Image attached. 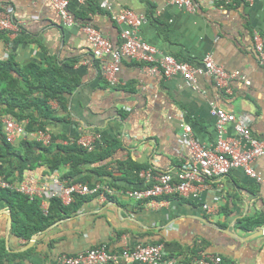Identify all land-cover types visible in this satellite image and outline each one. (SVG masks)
Returning <instances> with one entry per match:
<instances>
[{
    "label": "crops",
    "instance_id": "0c3cea01",
    "mask_svg": "<svg viewBox=\"0 0 264 264\" xmlns=\"http://www.w3.org/2000/svg\"><path fill=\"white\" fill-rule=\"evenodd\" d=\"M195 1L199 6L189 12L171 0H110V9H105L101 0H69L75 20L66 25L44 0H0V10L18 26L17 31L5 30V36H0V60L15 65L13 76L19 77L18 71L30 63L45 66L51 61L68 78L79 81L62 100L50 102L56 119L49 120L47 133L57 135L54 143L75 141L83 147L79 139L96 136L90 149L83 147L88 151L112 139L123 143L112 158L102 162L114 161L107 168L111 176L92 171L102 163L82 167L81 175L98 187V197L83 203L75 215L32 235L31 240L15 235L10 205L0 201V240L8 253L15 254L8 264H58L60 254L75 255L101 243L113 256L106 264H136L122 255L123 249L159 240L164 242L159 264H181L202 256H216L222 260L219 264H264V233L248 238L264 229V223L253 231L239 223L246 216L264 222V154L252 164L254 177L236 167L204 183L193 182L194 189L187 195L175 193L148 202L123 196L125 190L152 183L153 172L176 175L189 162L191 154L180 136L184 124L190 126L194 139L209 149H214L220 138L247 148L248 142L235 130L236 124L264 140V66L258 63L253 48L255 31L264 40V0H236L227 6ZM128 8L145 16L136 34L155 46L160 55H172L197 66L205 56H211L225 72H237L238 76L231 79L232 93L221 92L206 73L197 75L192 87L179 74L149 75L141 63L129 58L120 61V80L111 86L81 26L84 20L118 44L122 26L113 16ZM109 60L106 57L105 64ZM4 108L6 105L0 104L6 137L4 122L15 119ZM212 109L234 116L233 121L223 124L222 133ZM23 137L35 140L31 133ZM23 137L17 135L10 143L17 146ZM40 153L37 151L29 161L36 163L24 170L21 180L9 182L14 186L21 182L44 185L47 191L40 196L42 200L36 198L45 208L51 192L58 188L55 178L67 166L49 172L48 166L38 161ZM115 160H130L139 167V181L127 180L115 169Z\"/></svg>",
    "mask_w": 264,
    "mask_h": 264
},
{
    "label": "built area",
    "instance_id": "2783aa9c",
    "mask_svg": "<svg viewBox=\"0 0 264 264\" xmlns=\"http://www.w3.org/2000/svg\"><path fill=\"white\" fill-rule=\"evenodd\" d=\"M34 2L35 0H31ZM236 0H203L208 4H221L224 6L234 4ZM252 1V0H246ZM61 16L64 24L71 25L74 18L69 12V0H44ZM172 4L184 8L189 12H195L198 1L195 0H171ZM105 9H110V0H101ZM114 21L122 26L120 31V42L111 43L102 33L90 24L81 26L82 32L92 45L93 56L100 60L103 69V75L106 81L114 86L119 82L117 73L120 68L122 58H129L142 64L143 70L154 76L169 77L179 74L186 83L192 87L197 82L196 76L208 74L219 90L227 95L232 93L231 79L238 76V73H228L222 67L215 64L211 56H205L202 65L197 66L186 61H179L172 55H160L157 48L148 42L139 38L136 34L137 28L145 22L144 15H138L128 9L122 10L113 16ZM0 30L17 31L18 26L12 22L8 13L0 10ZM253 48L258 58V63L264 66V40L258 32L253 33ZM106 57L110 60L105 64ZM212 114L217 118V126L220 133L223 131V124L227 121H233L234 116L221 109H212ZM4 130L8 142H12L17 135L26 134L23 126L15 120L7 119L4 122ZM235 130L240 136L248 142L247 148H241L238 142L220 138L214 149L201 146L192 135L189 125L184 124L180 136L186 141L191 159L176 175L171 173H160L154 176L152 183L140 189L125 190L123 196L131 200L148 202L151 199L159 198L170 194L187 195L193 189V182H204L213 177H220L228 174L232 168H242L250 176H256L252 169V164L257 157L264 154V140L255 138L251 135L248 128L241 124L235 125ZM35 140L43 145H49L51 136L43 131L31 133ZM96 136H87L79 139L83 147L91 148L94 145ZM147 175L148 172H143ZM55 184L58 188L51 192V196L59 198L64 205L73 200V195L94 194L98 187H89L83 183H72L59 181L55 178ZM15 188L18 192L33 198L42 196L46 187H35L30 182H21L14 186L0 176V188ZM47 191V190H46ZM105 191L109 192L108 189ZM104 199V196H100ZM163 244L137 245L132 249L124 248L122 255L135 262L136 264H159L163 255ZM113 256L109 253L107 245L101 243L96 247L78 252L75 255L60 254L57 257L58 264H106ZM220 258L216 256L199 257L192 259L185 264H218ZM182 264V263H181Z\"/></svg>",
    "mask_w": 264,
    "mask_h": 264
},
{
    "label": "trees",
    "instance_id": "16d2710c",
    "mask_svg": "<svg viewBox=\"0 0 264 264\" xmlns=\"http://www.w3.org/2000/svg\"><path fill=\"white\" fill-rule=\"evenodd\" d=\"M76 18L78 19L77 16ZM82 23L83 25L87 24L84 20ZM6 32L0 30V36L4 37ZM5 61L0 60V104L6 105L4 110L17 122H26L27 132L40 130L47 133L49 120L56 119L50 102L62 100L63 95L72 92L78 86L79 81L76 78H68L63 70L51 61L45 66L30 63L24 67V70L18 71L19 77H15L11 73L15 65L8 60ZM30 108L33 111L26 112ZM34 111L37 114H33ZM51 139L49 145H42L35 140L24 138L15 146L6 140L0 120V175L12 182L21 180L24 170L30 169L36 163L29 161L34 159L37 151H40L42 153H40L38 161L45 163L49 172L58 171L62 166H67V170L60 175L61 180L68 183H86L93 187L95 183L91 182L88 176L81 175L82 167L85 164L102 163L112 158L115 151L123 146L120 140L112 139L88 151L77 145L75 141L67 142L66 145L55 144L57 135L54 134L51 135ZM113 162L102 163L93 167L92 171L111 176L107 168ZM115 164V169L121 171L127 180L130 182L139 181L140 168L134 163H130V160H115ZM153 174L160 173L153 172ZM144 187L146 186L142 188ZM99 193L98 190L96 194H74L72 202L68 205H64L57 197H51L48 206L42 208L40 199L36 197L29 198L12 189H0V201H7L10 205L15 235L28 241L32 235L45 230L53 222L75 215L83 203L97 198ZM239 223L243 229L253 231L261 227L264 222L252 216H246ZM161 243L164 242L159 240L146 244ZM11 256H15V254L8 253L0 240V264L10 262ZM189 261L191 260H187V262ZM187 262L184 260L179 263ZM12 264H16V262L14 261Z\"/></svg>",
    "mask_w": 264,
    "mask_h": 264
},
{
    "label": "clouds",
    "instance_id": "9594fccd",
    "mask_svg": "<svg viewBox=\"0 0 264 264\" xmlns=\"http://www.w3.org/2000/svg\"><path fill=\"white\" fill-rule=\"evenodd\" d=\"M69 8V7H68ZM70 12V11H69ZM74 18V17H73ZM75 20V19H74ZM88 24V23H87ZM221 92H223L222 90H220ZM224 93V92H223ZM19 123V122H18ZM21 125H22V123H20ZM25 129V128H24ZM5 132V131H4ZM25 132H26V134H24V135H28V134H30V133H34V131L33 132H27L26 131V129H25ZM35 132H37V131H35ZM24 135H22V137L24 136ZM23 138H27V137H23ZM10 143V142H9ZM10 144H12V143H10ZM57 177H58V179H59V181H62V182H66V181H63V180H61V178H60V175H57ZM67 183V185H69V184H72V182H70V183H68V182H66ZM78 183H80V182H78ZM23 194V193H22ZM27 196V195H26ZM29 197V196H28ZM34 197H38V196H34ZM30 198V197H29ZM41 198V197H40ZM51 198V197H50ZM41 200H42V198H41ZM68 205V204H67Z\"/></svg>",
    "mask_w": 264,
    "mask_h": 264
},
{
    "label": "water",
    "instance_id": "95a60500",
    "mask_svg": "<svg viewBox=\"0 0 264 264\" xmlns=\"http://www.w3.org/2000/svg\"><path fill=\"white\" fill-rule=\"evenodd\" d=\"M228 234H230V235H234L233 233H231V232H229V230H225ZM264 233V229H259L256 233H254V234H252L251 236H249L248 238L249 239H252V238H254V237H256V236H258V235H261V234H263ZM237 237H239V236H237ZM240 238V237H239Z\"/></svg>",
    "mask_w": 264,
    "mask_h": 264
},
{
    "label": "bare ground",
    "instance_id": "6f19581e",
    "mask_svg": "<svg viewBox=\"0 0 264 264\" xmlns=\"http://www.w3.org/2000/svg\"><path fill=\"white\" fill-rule=\"evenodd\" d=\"M239 169H240V168H239ZM241 170H242V169H241ZM206 181H208V180H206ZM195 183H196V182H195ZM202 183H204V182H202ZM200 185H201V184H200ZM141 188H142V187H141ZM193 189H194V188H193ZM193 189H192V190H193ZM51 197H52V196H51ZM30 240H31V239H30Z\"/></svg>",
    "mask_w": 264,
    "mask_h": 264
}]
</instances>
